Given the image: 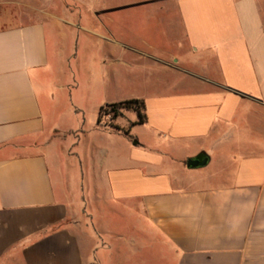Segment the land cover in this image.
I'll return each instance as SVG.
<instances>
[{
	"label": "crops",
	"instance_id": "0c3cea01",
	"mask_svg": "<svg viewBox=\"0 0 264 264\" xmlns=\"http://www.w3.org/2000/svg\"><path fill=\"white\" fill-rule=\"evenodd\" d=\"M9 4L0 0V264H264V0L155 2L175 10L183 59L87 29L104 41L108 71L97 89L60 94L48 77L71 54L52 37L72 22L25 20ZM123 48L151 60L154 79L128 98L143 101L144 122L123 113L112 128L97 119L123 101L105 85L118 81ZM199 154L207 164L188 168Z\"/></svg>",
	"mask_w": 264,
	"mask_h": 264
},
{
	"label": "rangeland",
	"instance_id": "374dc122",
	"mask_svg": "<svg viewBox=\"0 0 264 264\" xmlns=\"http://www.w3.org/2000/svg\"><path fill=\"white\" fill-rule=\"evenodd\" d=\"M5 1L10 4L4 11H9L11 15L16 12L25 20L33 17L38 11H43L72 22L73 26L71 23L60 22V32L56 31V34L52 32L54 34L52 42L62 41L63 54H71L67 64L64 62L61 65L63 69L57 65L48 77L52 93L60 94L58 86H65L68 89L70 84L74 85L75 89L89 87L97 89V84L101 81V71L104 73L108 71L109 60L106 59L105 63L101 61L107 50L104 47V41L91 37L87 29L114 35L124 42L134 39L137 42L132 44L137 45L141 50L158 53L163 57L173 53L176 57L183 59L189 53L183 45L181 48L177 47L181 33L178 25L176 26L175 10L155 9L157 7L155 2L161 0ZM60 33L62 38L59 36ZM121 53L122 63L121 65L116 64V67L120 68L118 81L113 87L110 80L106 78L105 85L107 91L114 93V98L125 100L145 92V85L153 81L154 75L149 70L152 67L151 60L137 56L125 48L121 50ZM177 77L175 70L167 74L161 73L163 82L176 80ZM65 96L67 97V91ZM62 111L59 112L60 115L63 114ZM123 113L128 120L135 117L133 111H124ZM60 118L57 116L55 121L58 122ZM110 122L114 124L115 120L109 121L107 124ZM154 264H156L155 260Z\"/></svg>",
	"mask_w": 264,
	"mask_h": 264
},
{
	"label": "trees",
	"instance_id": "16d2710c",
	"mask_svg": "<svg viewBox=\"0 0 264 264\" xmlns=\"http://www.w3.org/2000/svg\"><path fill=\"white\" fill-rule=\"evenodd\" d=\"M124 111H133L137 115V119L132 124L136 123H143L145 120V113H144V103L141 99H127L116 103L106 104L99 109V116L97 119V123L104 124L106 126L112 128H118L112 122L107 124V122H102L103 114H110L111 119L114 120L119 116L123 115ZM127 132V131H126Z\"/></svg>",
	"mask_w": 264,
	"mask_h": 264
},
{
	"label": "water",
	"instance_id": "95a60500",
	"mask_svg": "<svg viewBox=\"0 0 264 264\" xmlns=\"http://www.w3.org/2000/svg\"><path fill=\"white\" fill-rule=\"evenodd\" d=\"M208 158L206 155L204 154H199L193 158H189L186 161V166L188 168H196V167H200V166H204L207 164Z\"/></svg>",
	"mask_w": 264,
	"mask_h": 264
},
{
	"label": "built area",
	"instance_id": "2783aa9c",
	"mask_svg": "<svg viewBox=\"0 0 264 264\" xmlns=\"http://www.w3.org/2000/svg\"><path fill=\"white\" fill-rule=\"evenodd\" d=\"M109 121H112L111 119V115L110 114H103L102 116V122H109Z\"/></svg>",
	"mask_w": 264,
	"mask_h": 264
}]
</instances>
